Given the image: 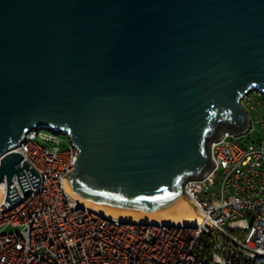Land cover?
<instances>
[{
    "label": "water",
    "instance_id": "water-1",
    "mask_svg": "<svg viewBox=\"0 0 264 264\" xmlns=\"http://www.w3.org/2000/svg\"><path fill=\"white\" fill-rule=\"evenodd\" d=\"M251 90L264 92V0H0L5 198L20 199L13 174L31 188L22 167L39 184L14 149L44 128L77 147L63 179L79 201L175 214L215 165L211 141L248 127Z\"/></svg>",
    "mask_w": 264,
    "mask_h": 264
},
{
    "label": "built area",
    "instance_id": "built-area-1",
    "mask_svg": "<svg viewBox=\"0 0 264 264\" xmlns=\"http://www.w3.org/2000/svg\"><path fill=\"white\" fill-rule=\"evenodd\" d=\"M241 103L248 127L212 140L215 165L184 183L196 223L123 218L77 200L63 179L77 147L53 130H29L14 150L40 181L33 187L22 167L31 187L24 194L13 174V204L0 181V264H264V92L251 90Z\"/></svg>",
    "mask_w": 264,
    "mask_h": 264
},
{
    "label": "bare ground",
    "instance_id": "bare-ground-1",
    "mask_svg": "<svg viewBox=\"0 0 264 264\" xmlns=\"http://www.w3.org/2000/svg\"><path fill=\"white\" fill-rule=\"evenodd\" d=\"M70 193V192H69ZM71 194V193H70ZM74 195V194H72ZM75 196V195H74ZM77 198V197H76ZM78 200V199H77ZM0 201H1V193H0ZM87 205H91L92 207H94L95 205L88 202V201H84ZM96 208H98L97 206H95ZM94 207V208H95ZM102 211L106 212V213H111V214H115V215H119L123 218H144V217H138L135 215H130V214H118V213H114L108 210H104L102 208H99ZM147 219H151V220H163L166 222H189V223H196L198 222L200 216L197 213V210L194 208V206H184L182 209H180V211L175 212V214L172 215H167V216H157V217H146Z\"/></svg>",
    "mask_w": 264,
    "mask_h": 264
},
{
    "label": "rangeland",
    "instance_id": "rangeland-1",
    "mask_svg": "<svg viewBox=\"0 0 264 264\" xmlns=\"http://www.w3.org/2000/svg\"><path fill=\"white\" fill-rule=\"evenodd\" d=\"M257 108H258V110H259L260 113H264V103H262V104H258V105H257ZM39 132H40V133H43V134L51 133V132H49L48 130H46V129H44V128H41V129L39 130ZM57 137H58L59 139H61V140H67V139H68L67 135L64 134V133H62V132L59 133V134L57 135ZM4 230H5V231H12V230H14V228H12V227H10V226H7Z\"/></svg>",
    "mask_w": 264,
    "mask_h": 264
}]
</instances>
